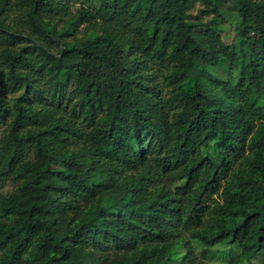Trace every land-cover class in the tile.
Wrapping results in <instances>:
<instances>
[{
    "label": "trees",
    "instance_id": "1",
    "mask_svg": "<svg viewBox=\"0 0 264 264\" xmlns=\"http://www.w3.org/2000/svg\"><path fill=\"white\" fill-rule=\"evenodd\" d=\"M2 181L0 264H249L264 0H0Z\"/></svg>",
    "mask_w": 264,
    "mask_h": 264
},
{
    "label": "rangeland",
    "instance_id": "2",
    "mask_svg": "<svg viewBox=\"0 0 264 264\" xmlns=\"http://www.w3.org/2000/svg\"><path fill=\"white\" fill-rule=\"evenodd\" d=\"M217 166H218V170L221 171L222 167H221V163L220 161L217 162ZM11 185L8 181H2L0 182V192H5L8 189H10ZM221 246L217 245L216 248L219 249ZM224 248V247H223ZM221 249V248H220ZM225 249V248H224ZM223 249H221L220 251H222ZM217 253H215V255L206 261L207 264H226V258L227 257H219V253L218 255H216ZM249 264H264V253L262 252V250H259L254 259L251 260V262Z\"/></svg>",
    "mask_w": 264,
    "mask_h": 264
},
{
    "label": "water",
    "instance_id": "3",
    "mask_svg": "<svg viewBox=\"0 0 264 264\" xmlns=\"http://www.w3.org/2000/svg\"><path fill=\"white\" fill-rule=\"evenodd\" d=\"M32 8H33V5H32ZM60 50H61V47H60ZM60 50H59V52H60ZM58 55H59V53L56 55V57H58Z\"/></svg>",
    "mask_w": 264,
    "mask_h": 264
}]
</instances>
